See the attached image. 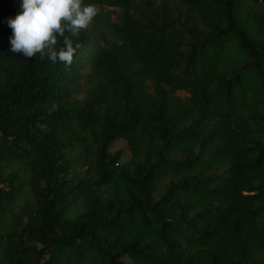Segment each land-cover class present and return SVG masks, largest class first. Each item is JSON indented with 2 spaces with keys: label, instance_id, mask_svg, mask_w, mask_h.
I'll use <instances>...</instances> for the list:
<instances>
[{
  "label": "trees",
  "instance_id": "1",
  "mask_svg": "<svg viewBox=\"0 0 264 264\" xmlns=\"http://www.w3.org/2000/svg\"><path fill=\"white\" fill-rule=\"evenodd\" d=\"M20 3L0 0V264H264V0H84L69 66L10 51Z\"/></svg>",
  "mask_w": 264,
  "mask_h": 264
},
{
  "label": "clouds",
  "instance_id": "2",
  "mask_svg": "<svg viewBox=\"0 0 264 264\" xmlns=\"http://www.w3.org/2000/svg\"><path fill=\"white\" fill-rule=\"evenodd\" d=\"M20 7L21 13L7 20L10 51L25 58L38 54L65 66L72 64L80 47L73 38L97 15L96 5L84 0H21Z\"/></svg>",
  "mask_w": 264,
  "mask_h": 264
},
{
  "label": "rangeland",
  "instance_id": "3",
  "mask_svg": "<svg viewBox=\"0 0 264 264\" xmlns=\"http://www.w3.org/2000/svg\"><path fill=\"white\" fill-rule=\"evenodd\" d=\"M135 1L138 3V2H140L142 0H135ZM150 1H154L156 3H159L162 0H150ZM104 11H107V10H104ZM89 27H90V25L84 30L89 29ZM179 95L181 97H185V95L182 94V93H180ZM118 151L121 153L120 163L121 164L127 163L129 158H130V153L128 151L127 143L125 141L119 140V141H116V142L113 143V145L110 148V153H115V152H118Z\"/></svg>",
  "mask_w": 264,
  "mask_h": 264
}]
</instances>
